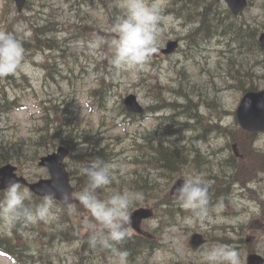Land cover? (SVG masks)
I'll use <instances>...</instances> for the list:
<instances>
[{
  "label": "rangeland",
  "instance_id": "obj_1",
  "mask_svg": "<svg viewBox=\"0 0 264 264\" xmlns=\"http://www.w3.org/2000/svg\"><path fill=\"white\" fill-rule=\"evenodd\" d=\"M250 1L242 18L257 25L261 33L264 31V0ZM161 3L163 7L164 3L166 5L165 0ZM171 3L169 0V6L175 8ZM187 3L190 4V0ZM195 5L198 4L191 7ZM114 8L111 0H28L19 10L14 0H0V30L14 31L19 27L17 35L28 38L32 31H28L27 19L40 24L51 21L55 28L44 29L43 32H48L43 34L55 36L67 55L63 57V52L47 49L25 54L27 67L16 75H25L29 84L25 89L6 88L10 100H18V108L0 116V159L7 148L14 156L12 163L29 181L48 177V169L39 166L37 161L40 156L55 150L62 138L56 136L42 147L44 137L39 139L40 129L47 125L46 114L55 121L56 127L66 118L86 133L73 138L75 148L66 159L69 170L73 171V197L77 199V194L86 185V177L79 173L80 162L89 161L84 154L94 151L92 145L96 143L115 153L110 160L113 183L108 189L98 190V195L106 198L112 191H133L134 181L145 179L136 177L134 171L141 174L148 168L133 163V160L136 155L141 159V150L148 138L160 134L163 140L172 141L176 147H185L190 158H195L177 173L176 178L186 179L190 173H196L208 186L221 184L226 193L215 196L209 187L211 205L219 203L221 207L205 220L186 219L190 213L175 208L174 203L178 204L169 187L161 194L157 191L147 194L149 201L143 198L134 202L128 215L140 206L156 212L142 222L141 228L151 234L152 239H162V246L152 253L145 251L134 261L132 256L128 259L129 264H200V253L215 244L236 249L241 264H247L250 253L264 257V147L254 146L257 137H264V132H248L240 127L236 118V109L244 93L241 83L247 86L254 82L259 89L264 87V51L260 50L259 63L255 66L253 56L236 53V63L230 67L228 48L223 42L220 45L218 38L203 42L202 35L192 33L187 25L193 16L184 12L179 20L174 13L164 20L158 48L145 65L136 71L113 74L111 79L108 74L114 70L109 63L110 49L104 46L92 53L88 42L97 34L109 36L107 29L113 24L111 11ZM192 11L197 16L196 9ZM176 37L180 39L179 49L170 54L163 53L161 48ZM43 64L49 66L44 68ZM249 66L251 72L247 75ZM47 74L54 75V79ZM102 76L107 82L111 79V91H95L101 85ZM4 83L0 78V90ZM129 93L136 94L145 106L144 115L126 111L123 98ZM46 100L47 104L44 103ZM167 100L169 109L161 113L151 109L159 101ZM168 114L173 117L169 118L170 132L167 131L168 122L163 119ZM54 126H49V134L53 133ZM145 135L150 137L143 138ZM232 143H236L240 155L235 156V163L229 157L233 153ZM260 144L264 145V139ZM35 154L38 155L36 158H30ZM213 176L220 181L209 182ZM168 198L172 206L169 215L164 212V206L158 204ZM77 201L68 209L53 201V216L47 222L17 226L16 233L13 228L0 225V238L6 236L12 240L29 259L31 255L39 261L38 251H42L47 257L41 260L43 264L49 261L79 264V260L81 264L84 255L88 257L92 249L87 242L89 232L86 228L91 219ZM61 217L68 218L67 224ZM127 226L132 233L131 226ZM194 232L202 233L207 239L206 244L192 247L190 237ZM76 251L81 259L77 258ZM108 254L103 260L97 259L98 264H114ZM0 264L14 263L0 252Z\"/></svg>",
  "mask_w": 264,
  "mask_h": 264
},
{
  "label": "clouds",
  "instance_id": "obj_2",
  "mask_svg": "<svg viewBox=\"0 0 264 264\" xmlns=\"http://www.w3.org/2000/svg\"><path fill=\"white\" fill-rule=\"evenodd\" d=\"M120 9V15L107 29L109 36L95 35L88 42L94 53L108 46L109 63L114 74L136 71L156 52L161 26L165 20L161 0H111ZM0 30V78L15 75L27 67L25 50L17 33ZM264 137H257V144ZM79 173L86 177V185L77 194L79 203L87 210L91 222L86 223L88 244L93 249L109 252L114 264H129V253L119 245L130 235L128 211L132 204L142 200V193L130 190L112 191L106 198L98 190L108 189L113 183V165L99 157L80 162ZM176 203L190 213L187 217L205 220L221 205H211L209 186L203 177L190 173L175 189ZM32 193L15 180H9L0 197V225L8 228L18 224L32 225L47 222L54 212L53 196L43 195L38 204L31 203ZM200 264H241L239 252L227 245L215 244L200 253Z\"/></svg>",
  "mask_w": 264,
  "mask_h": 264
},
{
  "label": "trees",
  "instance_id": "obj_3",
  "mask_svg": "<svg viewBox=\"0 0 264 264\" xmlns=\"http://www.w3.org/2000/svg\"><path fill=\"white\" fill-rule=\"evenodd\" d=\"M189 1V0H188ZM190 4L186 3L181 6H176L174 4L173 8L178 13H184L187 12L190 16H194V13L192 9L196 8H203L200 10V17L197 16L195 20H197L199 23V30L203 31V36L206 40L212 39L214 36H218L223 41V45L225 48H228L226 51L229 53V56L227 57L230 60V67L236 63V53L238 54H244L246 57L253 56V66L259 63V42H258V35H259V28L257 25H255L252 22H249L242 17H234L232 16L229 9L223 5L221 2V8L214 9L215 3H218L219 0H190ZM196 2L198 5H195L191 7V5ZM208 4V6H207ZM196 7V8H195ZM217 7V6H216ZM27 8L28 4H27ZM112 17L111 22L114 23L115 19L120 15V9L114 8L111 11ZM29 22L30 27L32 31V35L28 38H20L22 45L24 47L25 53L37 50V49H48L49 51H57V52H63V57L67 56L65 54V49L63 48V45L59 44L60 42L57 41V38L52 35H44L43 33H47L48 31H44V29H53L55 28V24L51 21L46 22L45 24H40L37 21H33L30 19H27ZM14 30V29H13ZM60 54V53H59ZM225 56V53L223 54ZM239 61H237L238 63ZM249 72H251V66L247 69L246 74L248 75ZM113 72L111 74H108V76L112 79L113 78ZM47 77H50L54 79V75H48ZM5 83L2 86V89L0 90V116L4 113H7L11 110H13L17 105L15 100H10L7 93L6 88L11 86L20 87L22 89H25V87L29 84L27 78L25 75H21L19 77L15 75H10L7 77L1 78ZM24 80L25 82L21 81ZM110 79V80H111ZM107 79L102 76L101 77V85L98 89L95 91H111L112 83L109 80V82L106 81ZM254 82L249 83V85H245L243 82L240 85V88L246 92L249 90H258ZM175 102H172L171 104H174ZM181 109L182 106L180 105ZM48 108V107H47ZM154 112H162L163 110L169 109V101H159L155 106L151 108ZM180 109V111H181ZM66 111L63 112V116H65ZM174 116V114H172ZM195 118V116H193ZM169 117L168 115H164L163 119L167 121V131H169ZM46 127L41 128L42 133L40 135V138L44 137V142L42 141L41 146L43 147L45 143L50 144L48 141L52 140L56 136H60L62 139L58 141V144H64L66 145L70 150H73L75 147V143L73 141V138L77 136L79 138L82 134H86L85 132H82L78 127H75L74 124L71 125V121L64 118V121L60 124V126L56 127L54 126L55 121L49 118V115L46 114ZM54 126L53 133L48 134L49 126ZM170 132V131H169ZM44 133V135H43ZM150 137L149 135H145L143 138ZM43 140V139H42ZM86 141V140H84ZM83 141V142H84ZM36 145H38V141L36 142ZM94 151L98 152L94 154V151L87 153L85 152L84 156L87 157L89 160L99 157L101 159H104L105 161L110 162L111 158H113V155L115 153H112L111 149L108 150L107 146H99L96 143H93ZM175 145L172 144V141H165L162 139L160 134L155 137L152 136L146 140V144L144 146V150H141V159L138 158L136 155L134 157L133 163L142 164L144 165V168H148L146 172H143L139 174L138 172L134 171L136 177L141 176L145 178L143 181L135 180L134 181V187H131L133 189V192H139L142 193L143 198L146 201H149L150 199L147 197V194L149 193H155L156 191L161 194L164 193L170 183L176 178L177 173L182 168L187 165V163L194 162V159L190 158L189 151H185V147H174ZM101 153V154H100ZM239 153V152H238ZM94 154V157H93ZM104 154V155H103ZM107 154V157H106ZM0 159V164L6 163L10 160H14V156H12L7 148L4 149ZM38 155H32L30 158H36ZM79 155H77V158ZM229 157H231L232 161L235 163L236 157L233 155V153L229 154ZM234 166V165H233ZM232 166V167H233ZM70 174H73V171H70ZM209 182H215L220 181L219 178L216 176H213L208 180ZM142 182V183H141ZM208 184V183H207ZM210 189H212V192L215 196H223L225 192V187L211 185L209 186ZM149 190V192L147 191ZM2 192L0 193V197H2ZM42 198H39L32 194V200L31 203L33 205L38 204L41 201ZM170 199L168 198L164 202H158V204H162L165 208V213L169 215V208H172V206L169 205ZM175 208L179 209L180 211H183L178 205L174 203ZM160 209V205L157 206V210ZM62 222L64 224H67L68 218L67 217H61ZM17 226H21V224L16 225L13 228V233H16ZM66 233V232H65ZM149 242L148 239H146L143 236H134L130 239L128 237L125 239V241L122 242L119 247L122 250H126L129 255L132 251V254H136L138 251L137 249H143L145 246V242ZM157 246H162L160 243V239L157 240ZM85 248V247H84ZM0 249L5 251L16 264H43L41 260H46L47 257H44L42 254V251H38L39 255V261L35 260L33 256L30 255V259L28 255H25L23 251H20L18 249V246L10 241L9 238L6 236L0 238ZM77 258L81 259L79 255V251H76ZM109 252L101 249H91L89 252V256L84 255V258L81 260V264H98L99 261L97 259L103 260L104 255ZM87 259V260H86ZM84 261V262H82ZM48 264H53L51 261L48 262ZM80 264V260H79Z\"/></svg>",
  "mask_w": 264,
  "mask_h": 264
},
{
  "label": "water",
  "instance_id": "obj_4",
  "mask_svg": "<svg viewBox=\"0 0 264 264\" xmlns=\"http://www.w3.org/2000/svg\"><path fill=\"white\" fill-rule=\"evenodd\" d=\"M26 0H14L16 6L21 9ZM229 6L234 15L241 13L247 6V0H223ZM177 45L176 41H169L162 51L166 54L172 53ZM260 49L264 51V32L259 36ZM124 107L132 113H143L144 108L139 103L137 96L133 93L126 95L123 99ZM237 120L242 129L249 132H264V88L259 91L246 92L237 107ZM234 147V146H233ZM69 150L65 146L57 147L56 151L42 156L38 165L47 167L50 173L49 178L40 179L29 183L23 176H17L16 167L12 164H5L0 167V190H4L9 180H15L19 184L27 186L33 193L43 196L51 193L53 198L58 200L64 207H69L74 199L72 198L73 188L69 183V175L63 163ZM184 178H177L170 187V194L175 195V189L183 183ZM153 212L149 208L140 207L129 215V220L134 229L138 230L141 221L150 218ZM190 243L197 247L205 243V239L199 233L191 236ZM247 264H264V257L257 253H250L247 256Z\"/></svg>",
  "mask_w": 264,
  "mask_h": 264
},
{
  "label": "bare ground",
  "instance_id": "obj_5",
  "mask_svg": "<svg viewBox=\"0 0 264 264\" xmlns=\"http://www.w3.org/2000/svg\"><path fill=\"white\" fill-rule=\"evenodd\" d=\"M258 90H261V89H258ZM249 91H251V90H249ZM249 91H246V92H249ZM246 92H244V93H246ZM49 134V133H48ZM43 135H44V133H43ZM232 149V151H233V155H236L237 153H238V151H237V147H235V148H231ZM185 151H188V150H186L185 149ZM90 152H92V151H89V152H87V153H90ZM96 153H98V152H96V151H94V154H96ZM94 154H93V157H94ZM101 154V153H100ZM12 164V165H14V163H12V161L10 160V161H8V162H6V163H2V164H0V167L2 166V165H5V164ZM184 168V167H183ZM182 168V169H183Z\"/></svg>",
  "mask_w": 264,
  "mask_h": 264
},
{
  "label": "flooded vegetation",
  "instance_id": "obj_6",
  "mask_svg": "<svg viewBox=\"0 0 264 264\" xmlns=\"http://www.w3.org/2000/svg\"><path fill=\"white\" fill-rule=\"evenodd\" d=\"M166 1V5L164 3V9H163V15L166 13H169V0H165ZM161 28H164V24H162Z\"/></svg>",
  "mask_w": 264,
  "mask_h": 264
}]
</instances>
